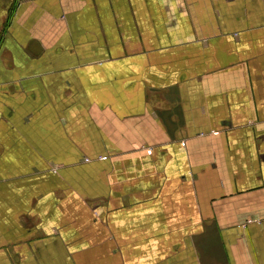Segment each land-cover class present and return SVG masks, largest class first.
Instances as JSON below:
<instances>
[{
  "label": "crops",
  "instance_id": "0c3cea01",
  "mask_svg": "<svg viewBox=\"0 0 264 264\" xmlns=\"http://www.w3.org/2000/svg\"><path fill=\"white\" fill-rule=\"evenodd\" d=\"M0 264H264V0H0Z\"/></svg>",
  "mask_w": 264,
  "mask_h": 264
},
{
  "label": "built area",
  "instance_id": "2783aa9c",
  "mask_svg": "<svg viewBox=\"0 0 264 264\" xmlns=\"http://www.w3.org/2000/svg\"><path fill=\"white\" fill-rule=\"evenodd\" d=\"M53 172H56V169L55 168H53Z\"/></svg>",
  "mask_w": 264,
  "mask_h": 264
}]
</instances>
